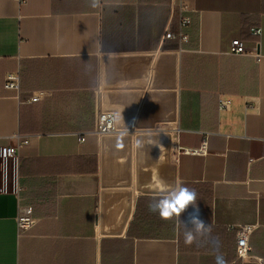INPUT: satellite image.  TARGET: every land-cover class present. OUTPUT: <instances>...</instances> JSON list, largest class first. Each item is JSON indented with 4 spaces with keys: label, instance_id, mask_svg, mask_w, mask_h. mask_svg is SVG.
Wrapping results in <instances>:
<instances>
[{
    "label": "crops",
    "instance_id": "obj_1",
    "mask_svg": "<svg viewBox=\"0 0 264 264\" xmlns=\"http://www.w3.org/2000/svg\"><path fill=\"white\" fill-rule=\"evenodd\" d=\"M91 3L0 0V144L27 140L0 167V264H215L149 211L176 182L196 190L226 264H264V0ZM181 7L183 44L164 38ZM234 39L259 42L258 60L227 54ZM100 112L114 131L96 132Z\"/></svg>",
    "mask_w": 264,
    "mask_h": 264
},
{
    "label": "built area",
    "instance_id": "obj_2",
    "mask_svg": "<svg viewBox=\"0 0 264 264\" xmlns=\"http://www.w3.org/2000/svg\"><path fill=\"white\" fill-rule=\"evenodd\" d=\"M178 26L175 31H167L164 34L165 39L176 40L178 43L183 44L188 42L189 37L186 30L191 26V18L186 14L184 8L179 11ZM250 35L259 37L261 30L256 28L250 29ZM226 53L233 56H250L258 60L259 42L255 43L252 47H247L238 39L230 41L226 48ZM3 88L6 91L19 92V71L15 70L9 72L4 77ZM36 99L33 97L32 101ZM224 102L220 101L219 106L222 107ZM95 130L97 133H109L114 131L113 118L109 114L100 112L96 117ZM5 144H0V167H4L8 162H15L18 158V148L27 144V140L17 135L12 136L6 140ZM191 153H200V150H189ZM34 223L30 214V208L23 207L17 217V226L20 232L27 231ZM250 228L244 226L236 232V256L238 259H244L248 256L250 247L248 245V236Z\"/></svg>",
    "mask_w": 264,
    "mask_h": 264
},
{
    "label": "clouds",
    "instance_id": "obj_3",
    "mask_svg": "<svg viewBox=\"0 0 264 264\" xmlns=\"http://www.w3.org/2000/svg\"><path fill=\"white\" fill-rule=\"evenodd\" d=\"M91 6H98V0H92ZM157 192L158 195L148 205L149 211L158 213L163 220L185 225L182 234L186 245L209 246L216 253L215 264H226L224 256L220 254V239L213 235V226L206 224L200 217L196 190L185 186L183 182H176L174 185H162ZM189 207L193 209L192 214L187 221H182L180 218ZM189 223L192 229H187Z\"/></svg>",
    "mask_w": 264,
    "mask_h": 264
}]
</instances>
